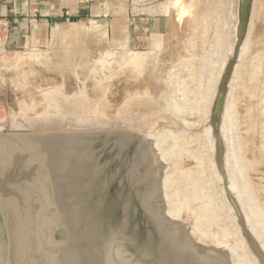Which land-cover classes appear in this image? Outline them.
Segmentation results:
<instances>
[{"label":"rangeland","instance_id":"rangeland-1","mask_svg":"<svg viewBox=\"0 0 264 264\" xmlns=\"http://www.w3.org/2000/svg\"><path fill=\"white\" fill-rule=\"evenodd\" d=\"M190 1L115 2L121 12L127 5L135 7V12L149 7L146 10L166 19L163 30L141 44L134 43L131 33L117 36L111 22L99 16L54 25L42 45L14 49L0 43V127L4 126L0 143L6 140L0 144V168L12 165L16 150L35 149L21 163L26 174L42 159L35 174H29L32 179L22 182L37 206L33 208L32 254L39 253L40 264H118L122 260L129 264H228L222 257L209 255L211 245H216L210 237L200 240L201 230L210 229L231 239L224 243L235 252L237 264H264V234L259 237L262 229L257 225L264 228V0L251 2L248 48L241 57L239 51L229 73L221 116L224 173L217 167L237 223L224 208V195L216 172L213 175L207 165L202 136L209 124L213 130L217 94L209 91L208 80L217 76L222 57L228 58L232 45L234 52L240 1ZM111 6V0H105L103 14L111 15ZM229 60L222 66L225 72L218 86L229 72ZM56 85L73 95L83 90L88 98L79 109L83 111H67L63 122L56 117L67 105L57 101L50 107L44 98L46 90L55 91ZM213 94L207 119L202 109ZM174 106L182 110L178 118L170 113ZM79 116L92 121L79 123ZM139 123L144 124L139 127ZM213 138L217 146L215 134ZM176 158L180 169L161 180ZM235 168L245 169L242 175L248 182L240 181V189L252 192L249 199H243L249 211L238 200V186H231L232 175L237 177ZM188 206L193 213H187ZM246 213L253 219L251 225Z\"/></svg>","mask_w":264,"mask_h":264},{"label":"water","instance_id":"water-1","mask_svg":"<svg viewBox=\"0 0 264 264\" xmlns=\"http://www.w3.org/2000/svg\"><path fill=\"white\" fill-rule=\"evenodd\" d=\"M239 14L237 24V40L229 64V72L221 80L213 108V131L217 143V165L224 173L225 146L221 135V116L226 94V82L232 66L239 55L241 43L247 34L249 13L252 0H239ZM35 149L16 150L13 154L11 166L0 168V264H40V255L33 251L34 212L37 207L32 204L35 198L31 192L22 186V182L38 168L42 159H37L30 171L23 172L21 163L28 159ZM233 203L234 199L230 196ZM118 264H129L122 260Z\"/></svg>","mask_w":264,"mask_h":264},{"label":"crops","instance_id":"crops-1","mask_svg":"<svg viewBox=\"0 0 264 264\" xmlns=\"http://www.w3.org/2000/svg\"><path fill=\"white\" fill-rule=\"evenodd\" d=\"M107 1V0H106ZM111 15L103 14L105 0H0V43L20 49L26 45L44 44L50 29L66 20L87 19L99 16L110 21L113 33L133 35L134 43H144L149 35L163 30L166 21L160 13L150 12L149 7L135 12L128 5L121 12L111 0ZM125 28L127 30L125 31Z\"/></svg>","mask_w":264,"mask_h":264},{"label":"bare ground","instance_id":"bare-ground-1","mask_svg":"<svg viewBox=\"0 0 264 264\" xmlns=\"http://www.w3.org/2000/svg\"><path fill=\"white\" fill-rule=\"evenodd\" d=\"M193 1V0H192ZM179 2V0H177V3ZM188 2V1H187ZM189 2L190 3H193V2H191L190 0H189ZM177 3H175V4H177ZM248 34H249V30L247 31V34H246V36H245V39H244V41H243V44H242V47H241V49H240V57H241V55L244 53V52H246L245 50H246V48H248L247 47V45H248V42H247V38H248ZM236 35H237V33H236ZM237 38V37H236ZM223 42V41H222ZM247 42V43H246ZM221 46V45H220ZM232 46H234V45H232ZM232 46L230 47L231 49H230V53H228V58L226 57V54H224L223 55V57H222V61H223V64L220 66L221 68L219 69V72H216V74H217V76L214 78V80H212V82H210V78H209V83H211L210 84V89H209V91H215V93L217 92V90H218V88H219V86H218V80H219V78L222 76V74L225 72L223 69L225 68V66H226V64L228 63V60L230 59V57H232V55L230 56V54L233 52V50H232ZM261 46V45H260ZM228 50H229V48H227ZM260 49V48H259ZM247 51H248V49H247ZM259 51V50H258ZM226 52H227V50H226ZM139 55V54H138ZM136 56H137V54H136ZM222 56V55H221ZM138 57V56H137ZM239 57V58H240ZM255 58V57H254ZM128 59V58H127ZM217 59H219L220 60V58H217ZM256 59V58H255ZM238 60V59H237ZM136 61H139V60H137V58H136ZM217 61V60H216ZM230 61V60H229ZM240 61H241V58H240ZM253 61V60H252ZM215 62V61H214ZM236 63V62H235ZM240 63V62H239ZM216 62L215 63H213L212 64V66L213 67H215L216 65ZM237 64H238V62H237ZM215 65V66H214ZM222 66H224V68L222 67ZM234 66H235V64H234ZM241 66V65H240ZM236 68H238V67H236ZM228 68H226V70H227ZM241 69V68H240ZM215 70V68L214 69H211V73H213V71ZM244 70V69H243ZM217 71V70H216ZM224 71V72H223ZM215 72V71H214ZM246 72V71H245ZM210 73V74H211ZM215 74V75H216ZM243 74H244V72H243ZM212 75H214V74H212ZM211 75V76H212ZM245 76V75H244ZM254 77V76H253ZM248 78V77H247ZM220 81V80H219ZM231 82V81H230ZM220 85V84H219ZM50 86V85H49ZM57 86V85H56ZM54 88H55V86H54ZM49 90V89H48ZM46 94H44V95H46V97H44V98H46V100H47V105H49L50 107H52V105L53 106H55V105H57V101H59V103H62L63 105H67V107H65V108H62L61 109V111L59 112V115L56 117V116H54V118L56 117L57 118V121L58 122H60V121H64L65 119V113L67 112V111H78L80 108H82L83 109V106H84V103H85V101L86 100H88V98L86 97V96H83V90L82 91H80L79 92V94L78 95H73V94H68V93H66L67 91H64L63 90V88L61 87V86H57V88L55 89V91L53 90V91H47L46 90ZM144 94H146V93H144ZM149 96V95H148ZM168 97H170L169 95H167ZM214 96H215V94H213L212 95V97H210V99L209 100H205L206 102H205V104L206 105H204L205 106V108H203L202 110H203V113H205V114H207L206 116H207V119H209V117H210V114H211V109H212V104H213V99H214ZM130 97H132V96H130ZM134 97H135V95H134ZM133 97V98H134ZM129 98V97H128ZM137 97H135V99H136ZM248 98V97H247ZM165 100H166V98H165ZM168 100V99H167ZM249 100V99H248ZM124 101V100H123ZM147 101V100H146ZM152 101V100H151ZM157 101V100H156ZM162 101V100H161ZM164 101V100H163ZM245 101V100H244ZM130 102V101H129ZM144 102H145V100H144ZM166 102V101H165ZM168 102V101H167ZM51 103V104H50ZM140 103V102H139ZM138 103V104H139ZM164 103V102H163ZM162 103V104H163ZM169 103V102H168ZM172 103V102H171ZM177 103V102H176ZM127 104H129L128 102H127ZM170 104V103H169ZM175 104V103H174ZM125 105V104H124ZM143 105H145V104H143L142 103V105H141V107H143ZM153 105V104H152ZM48 106V107H49ZM86 106V105H85ZM135 106V105H134ZM169 106H171V105H169ZM47 107V108H48ZM88 107V106H87ZM120 107V106H119ZM122 107H123V105H122ZM166 107V106H165ZM179 107V106H178ZM86 108V107H85ZM154 108V107H153ZM172 108V110L170 111V110H168V111H170V113L171 114H174L175 115V117L176 118H178V116L180 115V113L179 112H182V110L181 109H179V108H177V106H174V107H171ZM170 108V109H171ZM229 108H230V106H229ZM121 109V108H120ZM168 109H169V107H168ZM165 110V109H164ZM79 111H83V110H79ZM89 111V110H88ZM159 111V110H158ZM162 111V110H161ZM226 111V110H225ZM85 112V111H84ZM87 112V111H86ZM85 112V113H86ZM93 112V111H92ZM95 112V111H94ZM118 112V111H117ZM129 112V111H128ZM137 112V111H136ZM227 112V111H226ZM87 113H89V112H87ZM86 113V114H87ZM95 113H97V112H95ZM143 113H144V110H143ZM232 113V112H231ZM90 115L92 114V113H89ZM88 115V114H87ZM93 115H95L94 113H93ZM93 115H91V116H93ZM185 115V114H184ZM96 116V115H95ZM129 116V115H128ZM185 116H187V115H185ZM233 116V115H232ZM182 117V116H181ZM205 117V116H204ZM203 117V118H204ZM226 117V116H225ZM99 118V117H98ZM203 118H201V119H203ZM206 118V117H205ZM76 119H77V121H80L79 123H85L86 121H92V120H89V118H83L82 116H79V117H76ZM95 119H96V117H95ZM101 120H102V118H100ZM200 119V120H201ZM253 119V118H252ZM50 120V122L52 121V118L51 119H49ZM67 120H69V121H71L70 120V117L67 119ZM186 120V119H185ZM16 121V120H15ZM14 121V123L16 124V122ZM229 121V120H228ZM19 122H24V121H22V119L21 120H19ZM17 123H18V121H17ZM145 123V122H144ZM144 123H139V124H137L139 127H142L143 126V124ZM224 123V122H223ZM239 123V122H238ZM173 124V123H172ZM234 124V123H233ZM171 125V124H170ZM174 125V124H173ZM173 125H172V127H173ZM175 125H176V123H175ZM227 125V124H226ZM4 127V126H3ZM3 127H0V129L1 130H4V128ZM169 127V126H168ZM251 127V126H250ZM10 131V130H9ZM167 131V130H166ZM181 131V130H180ZM212 131L213 130H211V127H210V124H209V126L207 127V128H205V132H204V134H203V138L205 139V144H207V152H208V154H207V158H206V160L208 161V163L209 164H207V165H209V169L210 170H212V173H213V175H214V172H216V177H217V180H218V185H219V187H220V193H223V195H224V197H223V205H224V208L226 207L227 208V210H228V212H229V216L231 215H233V216H235V213H234V211H233V208H232V206L230 205V203L227 201V196L225 195V193L226 192H223V190L225 191V189H224V186H223V182H222V176H221V173H220V171L218 170V167H217V146H216V144H215V141H214V138H213V133H212ZM8 133V132H7ZM184 133V132H183ZM222 133V132H221ZM233 133V132H232ZM3 134V133H2ZM2 134H1V136H0V138H2ZM5 134V133H4ZM166 134V133H165ZM182 134V133H181ZM6 135V134H5ZM196 135V134H195ZM229 135V134H228ZM226 136V138L228 139V141L230 140V138L231 137H229V136ZM248 135V134H247ZM9 136V135H8ZM165 136V135H164ZM174 136V135H173ZM178 136V135H177ZM192 136V135H191ZM234 136V135H233ZM4 138V137H3ZM6 138V137H5ZM182 138V137H181ZM239 137L237 136V139H238ZM171 139V138H170ZM175 139V138H174ZM200 139V138H199ZM234 139H236V138H234ZM234 139H233V141H234ZM236 139V140H237ZM3 140V139H2ZM6 141V140H5ZM5 141H1L2 143L4 142L5 143ZM249 141V140H248ZM8 142V141H7ZM203 142V141H202ZM241 142V141H240ZM2 143H0V144H2ZM247 143V142H246ZM171 144H173L174 145V143H171ZM241 144H242V142H241ZM5 145V144H4ZM169 145V144H168ZM179 145V144H178ZM204 145V144H203ZM33 146V145H32ZM169 146H171V145H169ZM229 146V145H228ZM237 145H235L234 147H236ZM242 146V145H241ZM230 147V146H229ZM243 147V146H242ZM247 147H249V146H247ZM256 147V146H255ZM178 148V147H177ZM202 148V147H201ZM228 148V147H227ZM7 149V148H6ZM154 149V148H153ZM171 149V148H170ZM232 149V148H231ZM264 149V148H263ZM148 150H150L149 148H148ZM147 150V151H148ZM156 150V149H155ZM161 150V149H160ZM164 150H165V148H164ZM173 150V149H172ZM205 151V150H204ZM231 151V150H230ZM236 151V150H235ZM238 151V150H237ZM254 151H256V150H254ZM156 152V151H155ZM243 152V151H242ZM243 153H245V152H243ZM157 154V153H156ZM187 154V153H186ZM202 154H203V152H202ZM228 154H229V152H228ZM234 154V153H233ZM261 154V153H260ZM161 155V154H160ZM178 155V154H177ZM189 155V154H188ZM239 155H242V153H240ZM148 156V155H147ZM156 156V155H155ZM162 156V155H161ZM168 156V155H167ZM172 156V155H171ZM227 156V155H226ZM228 156H230V155H228ZM233 156V155H232ZM236 156V155H235ZM248 156V155H247ZM181 157V156H180ZM206 157V156H205ZM157 158H158V156H157ZM170 158V157H169ZM172 158H174L175 159V157H172ZM201 158V157H200ZM241 158V157H240ZM199 159V158H198ZM201 159H203V158H201ZM228 159V158H227ZM229 159H231V157L229 158ZM232 159H234L233 157H232ZM246 159V158H245ZM248 159V158H247ZM158 161L160 160V158H158L157 159ZM163 160V159H162ZM172 160V159H171ZM180 160V159H179ZM225 160V159H224ZM164 161H165V158H164ZM173 162H171V164H172V167H170V163L167 165L168 166V168L169 169H172L168 174L169 175H167V173L166 172H164V173H166V175H165V177H162L161 176V180H164V179H168V178H170L172 175H174V173H177V170L178 169H180L179 168V166H180V162H178L177 161V158H176V161H174V160H172ZM231 162H232V160H230ZM241 161H242V158H241ZM245 161V160H244ZM243 161V162H244ZM160 162V161H159ZM169 162H170V160H169ZM203 162H205V161H203ZM231 162H229V163H231ZM239 162V161H238ZM246 162H248V161H246ZM158 163V162H157ZM156 163V164H157ZM163 163H165V162H163ZM162 163V164H163ZM166 163H168V162H166ZM166 163H165V165H166ZM240 163V162H239ZM256 163V162H255ZM155 164V165H156ZM160 164V163H159ZM161 164V165H162ZM200 164H201V162H200ZM242 164V163H241ZM247 164V163H246ZM42 165V164H41ZM165 165H163L164 167H165ZM182 165V164H181ZM157 166V165H156ZM162 166V167H163ZM205 166V165H204ZM203 166V167H204ZM236 166V165H235ZM244 166H247V165H245V162H244ZM158 167V166H157ZM208 167V166H207ZM237 167V166H236ZM243 167V166H242ZM250 167V166H249ZM159 168V167H158ZM229 168H230V166H229ZM228 168V169H229ZM245 168V167H244ZM243 168V171L241 170V169H236L237 170V177L235 176V177H233L234 175H232V178H231V186L233 187V188H235V187H237L238 186V189L240 190V193L238 194V200H243L244 198H248L249 199V196H250V194L252 193H248L245 189H243V188H241L240 189V186H242L241 185V183H240V181L241 182H243V181H245L246 179L244 178V175H242V174H245V173H243L244 172V170L246 169H244ZM163 169V168H162ZM158 170L159 169H157V170H153L152 172H154V173H157L158 172ZM167 170V169H166ZM227 170V169H226ZM230 170V169H229ZM231 171V170H230ZM229 171V172H230ZM42 172V171H41ZM161 172V171H160ZM208 172V171H207ZM232 172V171H231ZM163 173V172H162ZM188 173V172H187ZM43 174V173H42ZM185 174V173H184ZM229 174V173H228ZM155 175V174H154ZM162 175V174H161ZM164 175V174H163ZM177 175V174H176ZM246 175H247V173H246ZM230 176V175H229ZM250 176V175H249ZM160 177V176H159ZM173 177V176H172ZM164 178V179H163ZM233 178H234V180H233ZM230 179V178H229ZM249 180V179H248ZM175 181V180H174ZM247 181V180H246ZM252 181V180H251ZM162 182V181H161ZM248 182V181H247ZM246 182V183H247ZM160 183V182H159ZM33 184V183H32ZM39 184V183H38ZM248 185V184H247ZM30 188H32V186L30 187ZM29 188V189H30ZM249 188V187H248ZM250 189V188H249ZM234 190V189H233ZM248 190V189H247ZM254 191V190H253ZM178 192V191H177ZM210 193V192H209ZM230 193V192H229ZM212 194V193H211ZM210 194V195H211ZM252 196V195H251ZM196 199V198H195ZM203 199V198H202ZM215 199V198H214ZM252 199V198H251ZM251 199H250V201H251ZM255 199V198H254ZM199 200V199H198ZM201 200V199H200ZM257 200V199H256ZM176 201H177V198H176ZM246 201H247V199H246ZM249 201V202H250ZM197 202V201H196ZM201 202V201H200ZM199 202V203H200ZM256 202V201H255ZM258 202V201H257ZM209 203V202H208ZM243 203H245L244 202V200H243ZM247 203V202H246ZM246 203H245V207L247 208H244V206H243V208H244V210L246 209V210H248L249 211V204H248V206L246 205ZM170 204V203H169ZM175 204V203H174ZM221 204V203H220ZM253 204V203H252ZM200 205V204H199ZM198 205V206H199ZM209 205V204H208ZM219 205V204H218ZM259 205V204H258ZM213 206H215V205H213ZM173 207V206H172ZM176 207V206H175ZM204 207H205V205H204ZM220 207H221V205H220ZM251 207H252V205H251ZM194 208V207H193ZM200 208V207H199ZM211 208V207H210ZM209 208V209H210ZM261 208H262V206H261ZM180 209V208H179ZM195 209V208H194ZM198 209V208H197ZM206 209V208H205ZM208 209V208H207ZM255 209V208H254ZM173 210V209H172ZM178 210V209H177ZM185 210H187V213H188V210L190 211V213H193L194 211H193V209H191L189 206L188 207H186L185 208ZM222 210V209H221ZM256 210H257V208H256ZM180 211V210H179ZM205 211V210H204ZM203 211V212H204ZM207 211V210H206ZM212 211V210H211ZM218 211V210H217ZM219 211H220V209H219ZM225 211H226V209H225ZM178 212V211H177ZM201 212V211H200ZM215 212V211H214ZM213 212V213H214ZM259 212H260V210H259ZM195 213H197V212H195ZM217 213V212H216ZM198 214H199V212H198ZM205 214H206V212H205ZM210 215V214H209ZM219 215V214H218ZM224 215H225V213H224ZM227 215V214H226ZM232 216V217H233ZM246 216H247V222L250 224L251 222H252V217H250L249 216V214L248 213H246ZM260 216V215H259ZM264 216V215H263ZM189 217V216H188ZM208 217V216H207ZM209 218V217H208ZM207 218V219H208ZM169 219V218H168ZM260 219H263V218H260ZM232 220H234V222H236V217H233V219ZM231 220V221H232ZM206 221V220H205ZM208 221V220H207ZM212 221V220H211ZM255 221H257L256 219L254 220V223H255ZM199 222V221H198ZM230 222V221H229ZM201 223V222H200ZM232 223V222H231ZM237 223V222H236ZM253 223V222H252ZM205 224V223H204ZM233 224V223H232ZM235 224V223H234ZM212 225V224H211ZM251 225V224H250ZM255 225H256V223H255ZM258 225V227H261V229L263 230H260V234H259V232L257 231V233L259 234V237H260V235H262V233L264 234V228H262V225L259 223V224H257ZM208 226V225H207ZM210 226V225H209ZM213 226H215V225H213ZM34 227V226H33ZM201 227H203L202 225L199 227V229H201ZM216 227V226H215ZM205 228H207V227H205ZM209 228V227H208ZM211 228V227H210ZM220 228V227H219ZM234 228V230L236 229V227H233ZM175 229V228H174ZM196 229V228H195ZM36 230V229H35ZM34 230V231H35ZM215 229H213L212 231H214ZM220 230V229H219ZM227 230V229H226ZM225 229H224V232L226 231ZM238 230H239V228H238ZM255 230V229H254ZM200 231V230H199ZM203 233L200 235V240L201 241H204V242H206V241H209V238L208 237H210V240L213 242V244H216L215 246L214 245H211V247L213 246L214 248H211V249H209V250H211V252L209 253V255H213L212 257H214V255H216V256H218V257H222L223 258V260H225L226 261V263H230V264H237L238 262H237V259L235 258V256H234V254H235V252H233V249L231 250V247L230 246H228L229 244H228V242H227V244H225L226 243V241H231V239L229 240H227V237H225L224 236V234H222V237H224V239H226L225 241H222V237L221 236H217L216 234L217 233H214V232H210L211 231V229H210V231L209 230H206V231H209V232H206V233H204V230H201ZM217 231V230H216ZM215 231V232H216ZM217 232H219V231H217ZM233 232V231H232ZM232 232H231V234H232ZM201 233V232H200ZM236 233H237V230H236ZM36 234V233H35ZM219 234V233H218ZM226 234H227V232H226ZM228 234H229V232H228ZM227 234V236H229ZM238 234H240V233H238ZM236 235V234H235ZM193 236V235H192ZM202 236H205L206 238H202ZM237 236V235H236ZM216 237H218V240L216 239ZM230 237V236H229ZM233 237V236H232ZM214 240H213V239ZM234 238V237H233ZM261 238H262V236H261ZM260 239V238H259ZM238 240H240V239H238ZM241 243H244L245 244V242L241 239ZM225 242V243H224ZM203 243V242H202ZM240 243V244H241ZM264 242H263V240H262V244H263ZM210 244V243H209ZM236 244V243H235ZM244 244H242V246H244ZM206 245H208V244H206ZM221 245L223 246L224 245V247L225 246H228V247H225V248H229L230 247V249L229 250H225V248L224 247H221ZM264 245V244H263ZM203 246V245H202ZM217 246H220V248L218 249V248H216ZM204 247V246H203ZM208 248H209V246H208ZM240 248V247H239ZM236 249H237V247H236ZM235 249V250H236ZM244 249V248H243ZM206 250H207V246H206ZM234 250V251H235ZM248 250V249H247ZM246 250V251H247ZM245 251V250H244ZM238 252V251H237ZM203 254H206V253H204L203 252ZM238 254V253H237ZM202 256V255H201ZM243 256V255H242ZM246 256V255H245ZM47 257V256H46ZM236 257H237V255H236ZM243 258V257H242ZM214 259V258H213ZM220 259V258H219ZM228 259V260H227ZM239 261V260H238ZM240 261H241V259H240Z\"/></svg>","mask_w":264,"mask_h":264}]
</instances>
